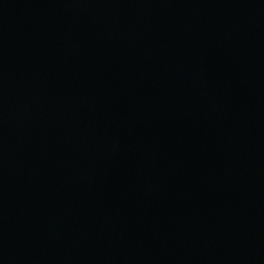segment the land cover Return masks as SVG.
I'll return each mask as SVG.
<instances>
[{"label": "water", "instance_id": "obj_1", "mask_svg": "<svg viewBox=\"0 0 264 264\" xmlns=\"http://www.w3.org/2000/svg\"><path fill=\"white\" fill-rule=\"evenodd\" d=\"M0 264H264V0H0Z\"/></svg>", "mask_w": 264, "mask_h": 264}]
</instances>
